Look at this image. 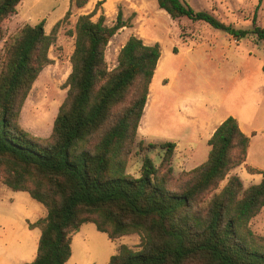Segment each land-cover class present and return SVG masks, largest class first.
Listing matches in <instances>:
<instances>
[{
	"label": "trees",
	"instance_id": "trees-1",
	"mask_svg": "<svg viewBox=\"0 0 264 264\" xmlns=\"http://www.w3.org/2000/svg\"><path fill=\"white\" fill-rule=\"evenodd\" d=\"M23 1L0 0V21ZM88 1L76 4L83 7ZM262 2L255 7L252 33L264 44V26L255 24ZM157 3L173 20L186 17L225 29L212 14L183 0ZM92 17L82 15L76 22L69 89L46 139L28 133L20 115L50 63L55 37L46 33L42 20L25 25L5 43L0 183L28 193L47 211L37 223L40 236L29 264H66L73 234L89 223L110 240L132 234L141 238L138 250L122 245L108 264H264V237L249 228L264 208V177L247 188L239 177H229L245 163L249 147L235 118L217 127L206 161L182 172L176 182V145L171 142L159 145L165 151L159 167L145 157L140 177L126 173L161 51L158 44L146 45L132 36L119 52L118 65L109 69L107 46L127 23L120 8L111 27L104 16L96 22ZM247 33L240 30L235 36L239 41Z\"/></svg>",
	"mask_w": 264,
	"mask_h": 264
},
{
	"label": "rangeland",
	"instance_id": "rangeland-1",
	"mask_svg": "<svg viewBox=\"0 0 264 264\" xmlns=\"http://www.w3.org/2000/svg\"><path fill=\"white\" fill-rule=\"evenodd\" d=\"M76 1L24 0L0 21V70L5 43L25 25L44 20L46 33L55 37L48 54L50 63L35 81L21 111L20 124L28 133L43 139L51 135L69 89L78 18L93 14L96 22L104 16V24L111 27L120 8L127 26L107 46L109 69L118 65L119 52L132 36L147 45L158 44L161 51L126 173L140 177L145 157L159 167L165 152L159 145L179 142L181 147H193L194 152L185 161L180 153L173 155L176 182L182 172L206 161L210 147L205 139L210 129L233 117L249 138V147L245 163L229 177H239L244 188L260 183L264 177V44L252 33L258 0H183L196 11L212 14L224 24L222 30L186 17L173 20L157 0H89L83 7ZM255 22L257 27L264 26V0ZM240 30L248 33L238 41L235 34ZM196 126L202 142L195 146L189 140L194 142ZM258 171L262 173L256 174ZM46 215L45 207L28 193L0 183V264L34 260L40 236L37 223ZM249 228L264 237V208ZM140 244L137 234L110 240L94 224H85L72 236V256L66 264H108L122 245L138 250Z\"/></svg>",
	"mask_w": 264,
	"mask_h": 264
},
{
	"label": "crops",
	"instance_id": "crops-1",
	"mask_svg": "<svg viewBox=\"0 0 264 264\" xmlns=\"http://www.w3.org/2000/svg\"><path fill=\"white\" fill-rule=\"evenodd\" d=\"M147 45V44H146ZM145 110V109H144ZM223 122V120L221 122H219L217 125L213 126L210 131L208 132V135L205 139L206 143L208 144V141L210 140V138L212 137L213 133L215 132V130L217 129V127ZM141 123V122H140ZM196 126V130L193 131V139L194 142H192L191 140L190 143H193L195 146L199 143H201V137H200V128ZM246 135V134H245ZM176 144V149H175V153L174 156H176L177 153H180L182 156V161L187 160L188 156H193V152H194V148H188V147H181V144H179V142L174 143ZM209 146V145H208ZM210 147V146H209ZM209 154V153H208ZM208 157V156H207Z\"/></svg>",
	"mask_w": 264,
	"mask_h": 264
},
{
	"label": "water",
	"instance_id": "water-1",
	"mask_svg": "<svg viewBox=\"0 0 264 264\" xmlns=\"http://www.w3.org/2000/svg\"><path fill=\"white\" fill-rule=\"evenodd\" d=\"M228 33H229V31H228Z\"/></svg>",
	"mask_w": 264,
	"mask_h": 264
}]
</instances>
